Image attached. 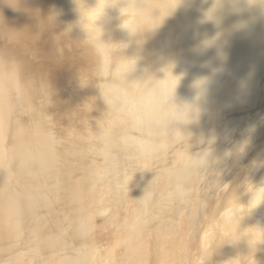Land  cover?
Instances as JSON below:
<instances>
[{
    "label": "bare ground",
    "instance_id": "obj_1",
    "mask_svg": "<svg viewBox=\"0 0 264 264\" xmlns=\"http://www.w3.org/2000/svg\"><path fill=\"white\" fill-rule=\"evenodd\" d=\"M0 37L24 48L43 40L50 61L37 67L0 47V74L5 73L0 76V248L18 236L34 254L44 248L66 251L53 264H90L95 248L72 247L83 242L96 211L82 216L73 210L72 216L84 221L77 225L65 209L78 201L81 166L89 172L96 164L111 174L97 184L104 187L99 197L107 196L108 188L114 193L115 207L105 217L109 227V217L119 220V210L133 212L137 201L145 206L142 214L165 206L173 210L172 204L189 211L188 189L217 185L227 159L263 127L264 0H0ZM64 64L72 81L78 65L77 84ZM10 88L20 100L33 99L26 124L13 130V148L7 144L14 125ZM50 107L66 122L64 132L55 133L56 121L47 120ZM257 160L264 167V153ZM88 180L92 186L94 177ZM253 186L247 203L223 212L213 234L201 240L203 264H248L254 255L261 257L254 264H264V219L253 217L263 207L264 173ZM59 207L66 217L56 213ZM246 208V215L240 212ZM196 209L186 226L191 237L201 220ZM166 223L173 238L181 232L177 224L161 221ZM139 247L136 254L150 253V246ZM139 258L136 264L143 263Z\"/></svg>",
    "mask_w": 264,
    "mask_h": 264
},
{
    "label": "rangeland",
    "instance_id": "obj_2",
    "mask_svg": "<svg viewBox=\"0 0 264 264\" xmlns=\"http://www.w3.org/2000/svg\"><path fill=\"white\" fill-rule=\"evenodd\" d=\"M0 44H1L0 47L2 46L1 48H3V49H7L9 51L12 49L14 51H17L16 52L17 55L20 53V55H18L19 57L21 56L22 58H26L30 61L34 60L33 63H34V65H37V67H41V65L46 64L47 61H48V63L50 62L48 60L47 53L45 50L47 48L46 42H44L43 40L39 41L36 45L34 44V46L24 48V47H20V45L17 46V44H15L14 41L9 40L8 38L5 39L3 37H0ZM24 52H26V53H24ZM29 54H32V56ZM71 57L78 61V58L75 56V54L71 55ZM64 67H65L64 70L66 71L68 78L72 81L71 70L67 71V68H69V67L68 66L66 67L65 64H64ZM54 68H55L54 65H52V67L50 65V69H54ZM77 69H78V65H77L76 69L74 70V72L72 73V74H74L72 82L75 84L78 83L77 82L78 78L80 79V75L77 72ZM3 73L0 74L1 78H3L5 76V75H3ZM11 89L12 88H10V90ZM11 91H12V93H11ZM11 91H10V94H11V97H13V102H11V103H12V106H14L12 108V111L13 110L14 111L12 112V115H11V116H13V118L11 117V123L12 124L14 123V125H12V132L8 133L9 136L7 138L9 140L7 139L8 140L7 144H8V147L10 146L11 148H13V147H15V144H16L14 142V140L16 141V137H14V136H16V132H17L18 128L22 124H23L22 126H24L26 124L27 120L29 119L30 115H31V109L29 106H30V102L31 101L33 102V99L30 98V96H26L27 97L26 100H20V97L13 93L14 89H12ZM11 101H12V99H11ZM32 102H31V104H32ZM22 107H23V110H21ZM55 111L56 110H52V108L50 107L48 114H47L48 115L47 120L54 121V122L56 121V123L54 125L55 126V129H54L55 133L59 130L60 131L57 133H61V131L64 132V130L67 128L66 127L67 124L61 118L58 117V115L56 114L57 111L56 112ZM55 114H56V116H55ZM17 118L23 119V122H22V120H20L19 121L20 124H19V122H17L19 119H17ZM263 118H264V110H263ZM16 119H17V121H16ZM262 126H263V127H261L262 129L260 127L258 128L259 131L256 134V136L251 138L253 140H251L249 144L245 145L243 151L236 152V153L233 152L232 155L229 157V159H227L228 165L225 168L226 170L224 169V171L222 172L221 177L218 180L217 185H215L213 188L206 187V188H201V189H197V190L196 189L194 190V188L188 189V194L190 197V199H189L190 201H188V204H190L189 205L190 206L189 211H188V208L186 210H185V208H181V210H180L179 206H177L178 209H176L175 208L176 204H172V206L174 207L173 210H170L169 206H165L164 209L153 208L149 214H142V212H143L142 209H144L145 206L143 203H141V201L140 202L137 201L134 203L135 204L134 207H132V210H134V211L133 212L131 211L133 214H135L137 216V213H139V209H140L141 213H139L137 217L135 215H131V212H125L126 209L122 208L119 210L121 212L117 215V217H119V220H116V217H113V216L109 217V219H110L109 223L112 225V227H109V225L107 226L108 220H106L105 217H107L108 215L111 214L110 212L113 210L112 206L115 207V202L113 201L114 193L111 192V188H108L106 192L109 195L108 194H107V196L103 195V198L99 197L100 193H102L101 188L103 187V185H100L101 186L100 187L97 184H104L105 183L104 180L107 181V180H109L108 178L111 179V174H109L108 170L103 171L100 169H96V166H95L96 164H93L89 168L86 167L88 170H90L89 171L90 173L88 171H86V169L84 172V169H83L84 167L81 166L82 167V168L80 167L81 171H80V173H78V176H76V177L80 176V178H82L81 181L84 182L85 184H81L82 182L79 179V181L81 183L79 181L77 182L78 184L75 187V189H76L75 194L76 195H74L75 196L74 198L78 197L77 198L78 201H75L73 203L68 202L69 204L65 209L67 210L70 217L72 218L73 223H76L77 225H79L80 223H82L84 221H83V218L75 219L74 216H72L73 210L74 211L80 210L82 213V216H86L88 213L95 210L96 211V215H95L96 217H94L92 219V221L90 222V225L88 227H86V228H90V230L87 233H85L86 236H85V239L83 240V242L79 245L73 244V247H72L73 251L79 249L84 244H88V246L95 248L94 253H93V257L88 260L90 264H136L135 263L136 259H138L139 257H140L139 259L143 262L142 264H203L205 261L200 259V258H203L202 256L200 257V255H202L201 249L203 247L202 245H200L201 240L205 237V235L207 237V235L210 236L213 234L212 233L213 231H211V230H213V228L216 225V222H218L219 218L221 216H223L224 213L231 211V209H233L234 206H237L239 204H243V202H244V204L247 203L248 195L251 192L249 190H253L256 187L253 185L254 184L257 185V181L259 179V176H262V174L264 173V167H259V165H258L259 162H258V160L256 161V159L261 160V156L264 153V119H263ZM60 128H62V130ZM13 130L16 131L15 134H13L14 133ZM88 130L90 132V129H88ZM88 135H89V133H88ZM82 136H83V134H81V137ZM13 138H14V140H13ZM68 138L71 139L72 141H74L73 134L69 133ZM10 140L12 142H9ZM255 142H256V144H255ZM75 144H76L77 148L85 151V147H84L83 143H81L79 140H75ZM259 150H261L263 152H260ZM87 152L90 154V152H92V149L89 147ZM258 152H260V153H258ZM255 154L256 155L258 154V155L256 156ZM258 156H259V158H258ZM92 157H94V156H92ZM240 160L241 161L243 160V161L241 162ZM77 161L80 163L82 162L81 159H77ZM235 164L237 166H235ZM256 168H261L262 173H260V171H257L258 170L257 169L256 170L257 174H256L255 173ZM91 170H93L92 171L93 173L91 172ZM95 170H97L96 171L97 174H96ZM86 172H88V173H86ZM252 172H253V174H252ZM85 174L88 176H86ZM254 174H256V176H254ZM83 175H85V176L83 177ZM257 175H259V176H257ZM106 176H108L107 179H106ZM90 177L92 179L94 177L95 183H94V180H92V183H93L92 186H87V182L90 181V180H88ZM254 177H256V178H254ZM253 180H255V181H253ZM191 181L192 180H190L189 182H191ZM94 184H96V185L93 186ZM98 186L100 187V189L98 188ZM250 186H252V187L249 189ZM92 188L98 189L97 192L100 191L99 194L95 195L96 192ZM134 190L135 191L133 192V194L135 195V194H137L138 190L137 189H134ZM168 191H169L168 193H171L170 190H168ZM194 191H197V192H194ZM194 194L196 195V199H194L195 198ZM138 195H139V193H138ZM169 197L175 198L174 195H170ZM139 198H141V197H139ZM146 198H148V197H146ZM92 200H94V201H92ZM195 201H197L199 203L197 204V202L195 203ZM127 203H130V202L127 201ZM200 203L204 204V208H202L203 210H201V208H200L201 207ZM196 205L199 207H197ZM216 205L217 206L219 205V207L221 208L219 210H221V211L220 212H214L213 211L214 212L213 213L212 210ZM123 206L124 205H121V207H123ZM196 208L200 209V213H202L201 214L202 217L200 216V218H201L200 224L198 222V225L196 226V234L197 235L195 237L194 236L191 237V236H189V234H187L188 233L187 232L188 227H186V226L192 225V222L188 221V220L192 219L191 217H195V214L198 212ZM59 209H60V211H59ZM61 209L62 208L59 207L56 210L57 211L56 213L58 215H60V217L66 215V212L64 214L63 213L64 211ZM100 209L103 210L101 214L99 213V212H101ZM110 209H112V210H110ZM175 209H176V211H175ZM153 210H154V212H153ZM172 211H175L174 213H176V215L174 213H172V215H173L172 216L171 215ZM245 211H247V208L244 209L243 211L240 210V212H245ZM259 211L260 212H258L257 214L254 213L253 217L254 218L258 217V218L264 219V202H263V207L259 206ZM59 212H61L62 215ZM157 212H159V214ZM121 213L123 214L124 218H120ZM151 213H152V215H150ZM178 214H180V215H178ZM246 214H247V212H245V215ZM148 215H149V217H147ZM177 216H179L180 218ZM98 217L100 219H98ZM138 217H141V218H138ZM216 218L218 220H216ZM160 219H161L163 224H164V221L167 222L168 220H169V222H172L173 225L177 224V230L181 231V232H179L180 235L177 234L178 232H176L174 235V238H173L170 234L166 233L167 223L165 225L161 224ZM171 219H172V221H171ZM64 220H65L64 222H66V226H68V221L66 220V218H64ZM215 220H216V222H215ZM158 224H161V226ZM182 225L184 227H182ZM103 226H105V227L103 228ZM205 226H206V228H205ZM207 229H208V231H207ZM180 236H181V238H180ZM175 237H177L176 240H175ZM17 238H18V236H17ZM17 238L16 239L7 238L6 239L7 244H6V240H4L5 242H2L4 244L0 248V254L4 255V257L3 258L0 257V258H2V261H3V259L5 260V257L7 255H8L7 257L10 256L9 258H6L5 262L1 261L3 264L4 263H6V264H18V262H20L19 264H23V263L25 264L26 262H27L26 264H29L30 262H31L30 264H35V263L36 264H47L46 262H48V264H53L54 258H56L57 256H60V257H57L55 259V261H56L57 259L61 258L63 255L65 256V254H66L65 253L66 251L65 252L61 251L62 253L61 252L59 253V251H54V250L50 251V249L48 250L46 248H44L45 251H42V250H44V249H42L41 252L37 251V253H39V254H37V253L34 254L36 251L35 252H34V250L29 251V245H25L27 243L25 242L24 238H21V240L24 242H22L19 239L20 237L18 239L21 242ZM183 239H184V242L181 243V241H183ZM16 241H17L18 245H17ZM178 241H180V242H178ZM10 242H13V243H10ZM35 242H36V240H35ZM21 243H25V244H21ZM14 244H16V245H14ZM139 244L141 245V247L143 245L150 246L149 247V248H151L150 253H148L149 252V250H148L146 252V256H144L145 254H142L141 256L138 255V253L136 254L137 247L140 249ZM21 246L22 247L24 246V248H22ZM26 246H28V247L26 248ZM8 248H10V249H8ZM208 248H210V247H208ZM3 249H5V250L8 249V250L5 251ZM26 249L29 252L27 254H24V251ZM199 250H201V251H199ZM27 251H25V253ZM5 252H7V253H5ZM50 252H53V253H50ZM16 253L19 256L16 255ZM19 253L23 254L24 256L25 255H27V256H25L24 257L25 259H23V255H21ZM29 253L31 254V256ZM55 254H57V255H55ZM60 254H63V255H60ZM12 255H14V256H12ZM36 255L38 256V258ZM39 255H40V259H39ZM28 256H30L31 258L30 257L28 258ZM197 256H199V257H197ZM15 257L16 258L18 257V261L15 260L16 262L13 260ZM50 257H51V259H50ZM99 257L101 258L100 259L101 262H99V260H98ZM257 258L259 259L261 257H257L256 255L252 256L251 258L248 259V261H247L248 264H251V263L254 264L258 260ZM31 259H33L34 262L31 261ZM35 259H39V260L37 262H35ZM217 259L219 260V258H217ZM7 260H11V261L6 262ZM21 261H23V263ZM28 261H29V263H28ZM1 262H0V264H2ZM199 262H201V263H199Z\"/></svg>",
    "mask_w": 264,
    "mask_h": 264
}]
</instances>
